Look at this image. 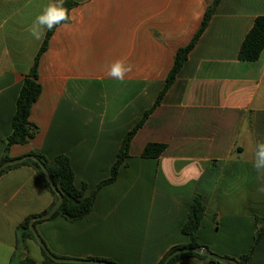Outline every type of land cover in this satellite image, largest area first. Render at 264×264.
Masks as SVG:
<instances>
[{"label": "crops", "instance_id": "1", "mask_svg": "<svg viewBox=\"0 0 264 264\" xmlns=\"http://www.w3.org/2000/svg\"><path fill=\"white\" fill-rule=\"evenodd\" d=\"M65 1V0H64ZM69 21L57 27L39 60L42 93L31 107L36 135L12 146L13 159L32 151L68 157L75 184L95 194L89 215L62 216L35 229L56 257L114 264H159L168 251L190 243L183 232L196 194L206 211L198 243L225 258L250 252L264 226V175L253 167L264 143V49L241 61L239 49L264 16V0H220L161 103L133 138L115 182L103 184L123 138L151 110L166 85L177 50L188 45L213 0H69ZM56 0H0V159L25 77L41 47L29 29ZM116 60L132 66L110 77ZM158 157H143L148 143ZM54 196L36 169L0 175V264L30 256L45 264L32 239L18 243V226L49 210ZM77 264V263H61ZM175 264H217L195 256ZM247 264H264V233Z\"/></svg>", "mask_w": 264, "mask_h": 264}, {"label": "trees", "instance_id": "2", "mask_svg": "<svg viewBox=\"0 0 264 264\" xmlns=\"http://www.w3.org/2000/svg\"><path fill=\"white\" fill-rule=\"evenodd\" d=\"M219 2L220 0H213L212 3L208 5L204 13L203 20L200 24V27L195 33L191 42L185 47L182 46L177 50L174 66L169 71L164 90L160 92L154 107L148 112H146L143 116V119L133 129H131L127 133V135L124 136L119 151L118 159L116 160L111 170V177L107 181L106 180L102 181L100 185L103 184L106 185L115 182V180L117 179L120 167L125 162V159H127L130 156V148L133 138L138 134L139 130L142 128L143 124L145 123V119L149 116V114L152 113L153 110L160 105L164 94L166 93V91L169 90V88L174 83L179 70L184 66V63L188 58L189 53L192 51L194 46L197 45V42L199 41L208 23L211 22ZM64 6L69 10V14H70V11L75 6H77V3L74 1L65 0ZM60 25L55 26L52 30H47L46 37H44V40L42 41L41 47L35 57V60L33 61V65L30 71L28 72V74L26 75L24 83H22L19 96L17 99V104L15 106V112L12 119L11 133L5 140L6 152L0 159V165L3 162L12 159L7 155V152L12 146L24 145L28 143L29 140L36 135L38 127L30 121V112H31V107H33L34 103L38 100V98L42 93V86L40 84L39 74H38L39 60H41V57H43V55L47 52L50 39L51 37H53L57 27H59ZM263 49H264V16H259L255 19L254 25H252L251 29L249 30V32L247 33L244 39L242 46L239 49L238 58L241 61L255 62L260 58ZM165 149H166L165 144L151 142L145 146L142 156L146 158L149 157L158 158L163 154ZM30 154L35 155L36 158H38L41 162L44 163V165L46 166V168L48 169L51 175L52 182L57 186L58 190L62 193L64 197L63 203L60 204L59 208L55 211L52 217L62 216L68 220L75 221L78 219L81 220L87 215H89L93 209V204L95 203V194H92L91 196L87 197L86 186L83 185L81 187H78L75 184L74 181L75 173L70 164L68 157L63 155L61 156L58 155L53 159H48L42 154L37 153L35 151H32ZM20 165H29L34 167L36 171L39 173V175L42 177V180L44 181L46 187L50 190V192L54 196V202H52L50 208L55 204V202H58L59 200L58 194L48 185L45 179L46 178L45 174L40 168V166L36 163V161L28 159L18 165L9 166L8 168L4 169L0 173V175L3 172H5L7 169L17 167ZM206 209L207 208L204 198L201 195H199V193L196 194L191 204L187 221L183 226V232L184 234L190 237V243L187 245H178L171 248L168 251V253L162 257L159 264H164L166 258L176 250L184 249V248H192V247H196V248L201 247V245L198 243V234L202 225V221ZM47 211L48 210H45L39 214H34V215L32 214L28 216L21 224H19L18 243L25 242V240L29 238L32 239L34 242H36L29 228L30 221L32 218H36L40 215H43ZM40 222L41 221H36L34 226ZM263 233H264V226H262L258 230L257 235L254 238V242L252 244L250 252L244 256L242 255L238 259H235L238 264H247L248 260H250L255 250L256 244L258 243L260 237H262ZM41 252L44 257L45 264H61L54 262V260L49 258L43 251ZM188 256H195L200 259H209V261L212 263L221 264L216 260L210 259L207 256L197 254L196 252H187L174 256L168 261L167 264H175L181 258ZM90 260H100L101 262L104 263H112L108 260H103L101 258H92ZM20 264H36V262L30 256H26L21 261Z\"/></svg>", "mask_w": 264, "mask_h": 264}, {"label": "water", "instance_id": "3", "mask_svg": "<svg viewBox=\"0 0 264 264\" xmlns=\"http://www.w3.org/2000/svg\"><path fill=\"white\" fill-rule=\"evenodd\" d=\"M28 159L36 161V163L40 166V168L44 172L45 177H46L45 179H46L48 185L58 194V197H59L58 202H55V204L45 214L40 215L36 218H32L30 221V224H29L30 231L32 232L36 242L40 246L41 251H43L49 258L54 260V262H56V263L112 264V263H104V262H101L100 260H78V259L60 258V257L54 256V254L48 250L49 248L46 246L45 242L42 240V238L40 237V235L36 231L34 224L36 221H43V220H47V219L51 218L53 216V214L55 213V211L59 208L60 204L63 203V200H64L62 193L58 190L57 186L52 182L51 175H50L48 169L46 168V166L44 165L43 162H41L38 158H36L35 155L28 154L24 157H20L17 159L12 158L10 160L3 162L0 165V173L4 169L8 168L9 166L18 165V164H20L23 161L28 160ZM187 252H196L197 254L207 256L210 259L216 260L221 264H238L234 258H225V257L219 256V254H216V253L210 251L207 247H204V246H201L198 248L192 247V248H184V249L176 250L175 252L171 253L166 258L164 264H167L168 261L171 258H173L174 256H177V255L182 254V253H187Z\"/></svg>", "mask_w": 264, "mask_h": 264}, {"label": "clouds", "instance_id": "4", "mask_svg": "<svg viewBox=\"0 0 264 264\" xmlns=\"http://www.w3.org/2000/svg\"><path fill=\"white\" fill-rule=\"evenodd\" d=\"M69 19V10L64 6V0H56L55 3H50L42 10L29 31L34 38L39 40L43 37L45 28L52 30L55 26ZM131 71V65L126 64L124 60H116L109 67L107 74L112 78L123 80L127 73ZM253 167L257 173L264 175V143H259L256 146Z\"/></svg>", "mask_w": 264, "mask_h": 264}, {"label": "rangeland", "instance_id": "5", "mask_svg": "<svg viewBox=\"0 0 264 264\" xmlns=\"http://www.w3.org/2000/svg\"><path fill=\"white\" fill-rule=\"evenodd\" d=\"M36 243V242H35ZM37 244V243H36ZM20 250H24V245H23V242H22V244L20 243Z\"/></svg>", "mask_w": 264, "mask_h": 264}]
</instances>
